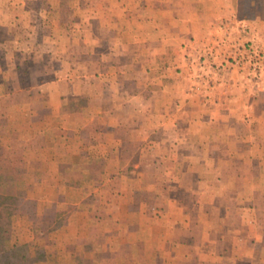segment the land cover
Returning <instances> with one entry per match:
<instances>
[{
    "label": "rangeland",
    "instance_id": "rangeland-1",
    "mask_svg": "<svg viewBox=\"0 0 264 264\" xmlns=\"http://www.w3.org/2000/svg\"><path fill=\"white\" fill-rule=\"evenodd\" d=\"M74 1L78 17L83 15L80 16L79 22L86 24V21H83L86 11L81 13L78 8L81 7L82 10L86 0ZM143 1L145 6L149 5L145 10L146 18L150 19L149 15H152L150 16L152 18L156 16V38H145L144 42L139 43L142 39L140 33L143 23H138L137 33L140 39L130 37L132 35L130 21L133 19L132 15L137 14L138 9L130 7L131 0H127L129 6L125 9L121 7V0H108L106 3L111 4L113 10H109L111 14L106 21L102 18L103 23L96 22V36L90 38L89 35L84 34L74 42L77 45L94 43L97 45L96 51L106 54L105 51L118 50L133 39L132 41L136 40L134 44L139 45L138 48L134 46L130 54L112 55L111 61L118 65L137 62L146 67L154 59L151 45L155 44L156 51L159 48L161 50L166 48L161 61H168L173 49L179 45L185 46L186 37L182 34V28L185 29L184 23L181 22L175 31H171L175 34L173 37L165 36L167 32L163 31H168L170 24L168 21L164 23L162 18L169 16L170 0ZM234 1L237 3L235 9L240 16L252 11L264 12V0ZM54 3L56 0H28L27 6L35 11L34 19L43 15L42 20L51 25L57 14L50 11L51 7L48 6ZM226 3L233 2L227 0ZM117 5L118 7H115ZM120 9L123 11L122 15L119 14ZM65 11H67L65 17L71 19L73 12L70 11V6L68 8L66 6ZM181 11L184 13L183 7ZM118 17L122 22H119V19L115 21ZM74 22L73 18L70 25L72 26ZM79 22L75 23L79 24ZM115 22H118L117 26ZM103 25L107 29L109 25L117 28L112 30L113 34H108L107 30L101 28ZM20 28L25 30L23 26ZM7 31V28L0 31L1 41H4L5 45H9L11 41L5 33ZM50 32L51 30H47L46 33L50 34ZM159 33H163V37ZM101 34L104 35V39L101 38ZM68 35L73 36L74 33L65 34L59 41L68 42ZM105 40L110 46L106 45ZM229 42L227 40V43ZM232 43L233 41L230 42ZM141 44H144L146 49H151V59L145 60L146 56L140 55ZM68 45H71L70 41L65 47ZM228 49L229 54L226 57L228 63L241 67L236 61H246V68L255 78L258 77L261 69L254 72L248 63L256 53L261 58L262 66L264 52L259 46L248 40ZM71 50L70 46L65 50L67 53L63 61L65 67H68L67 63L77 61L75 58H70ZM7 53L0 54V81L4 83L0 85V96H6L10 91L11 88L7 85L10 78L15 76L14 70L11 72L6 68L9 61ZM48 55L50 59H55L50 61L46 71L43 70V75H40V61L30 62L28 65L25 63L26 70L16 75L23 83L40 79L51 81L56 77V68L60 66L57 60L60 56L56 55L54 50ZM39 57L36 56L35 59ZM202 58L203 56L198 54L197 61H201ZM80 60L96 67L106 63L104 55L97 53L93 55L83 53ZM65 72L72 74V70ZM99 72L90 75L100 77L105 82V72L101 73L100 70ZM62 85L64 86L60 88H63L64 92L73 90L71 82L65 84L62 82ZM35 94L32 92L31 96ZM21 97L17 96L14 110L10 105L15 103H10L7 97L0 98V193L9 195V200L12 201L11 207L16 214L12 221V240L17 241L28 257L27 264H264V196L260 198L247 195L250 191L264 189V151L260 150L264 143V132L258 135V132L252 129L255 135L253 141L259 144L257 146L259 148L256 149L254 146V149L246 151L250 158L258 159L253 169L260 180L214 183L205 179L210 167L201 165V161L206 159L208 153L205 148L203 149L202 144L196 143L197 147L179 150H168L163 146L156 148V139H167L168 133L164 135L160 132L152 133L151 130L156 127V122H152L150 115L154 113H145L146 118L141 120L146 125L143 128L145 132L143 149L133 147L132 142L127 140L128 137L132 140L137 136H139L137 138L141 137L136 134H139V126H135L138 132L131 131L130 123L135 122V113H129L133 119L128 117V113L121 111L107 118L108 132L111 133L113 141L110 143L111 148L105 150L98 145L89 144L88 133L84 130L81 131V137L86 140L74 142L70 130L67 131L62 126L68 124L62 123L63 119L60 120L56 116H44L40 119L36 114L33 117L34 123L28 122L25 117L27 113H62L56 110L58 103L56 107L51 94L47 104L44 100L41 102L39 96L31 104L25 101L24 95ZM65 99L66 102H62L60 106L62 110L63 106L66 110L88 106L86 97L75 96L73 93L68 96L66 94ZM105 104L104 101L93 103L100 109ZM102 114L98 113V115ZM258 116L264 120V113H258ZM71 121L84 122L87 119L83 115L74 117ZM103 124L105 121L103 122L102 118L99 122L97 119V126ZM244 126L242 120L238 127L241 132ZM198 127L195 126L194 129ZM199 128L206 131L202 125ZM195 135L193 134L192 137L195 138ZM185 140L183 137L177 138L181 145ZM129 145L131 146L128 147ZM244 152L241 151L240 154H245ZM188 162L192 165L187 166ZM238 168L235 167L233 170L239 171ZM246 170L249 171V166L241 165V177L248 173ZM225 189H231L233 192L241 189L243 191L240 193L245 195L225 198L222 196ZM232 206H236L237 215H240L241 222L244 221V227L232 229L233 222L237 226L236 217L234 219L232 218L234 215L228 213ZM207 207H209L208 213L202 214V210H206ZM250 222L257 223L258 228L255 237L251 238L252 242H257L251 247L248 246L247 241L249 238L247 234H252L247 227ZM172 223H174L173 227ZM166 236L174 242L184 237L188 240V244L183 247L176 244L169 245L170 238H165ZM217 237L219 240L223 239L225 244H216ZM212 238V241L216 242L208 244V239L210 241ZM236 238L239 241L238 245L232 246V241ZM208 249L223 255L224 259L212 262L201 258L207 257L204 254ZM248 251L254 253L255 261H232L233 257L240 253L244 255Z\"/></svg>",
    "mask_w": 264,
    "mask_h": 264
},
{
    "label": "crops",
    "instance_id": "crops-1",
    "mask_svg": "<svg viewBox=\"0 0 264 264\" xmlns=\"http://www.w3.org/2000/svg\"><path fill=\"white\" fill-rule=\"evenodd\" d=\"M107 1L101 0L100 2L103 3H100L98 0H86L85 2L88 4L84 2L82 10L81 7H78L81 13L86 11L83 18L86 24H82L83 22L79 21L83 15L81 14V17H78L75 1L72 0V5H70L71 0H66V2L65 0H56V3L48 6L51 7L50 11L57 14L56 19L50 25L44 19L42 20L43 15H39V18L34 19L33 12L35 11L27 6L28 0H0V31L7 28L8 31L5 33L11 39L10 44L5 45L0 37V54L8 52L9 61L6 68L10 69L11 72L15 71V76L10 78L7 85L11 88L10 91L6 96L2 95L0 98L7 97L10 103H15V105H10V108L14 110L18 95L20 97L24 95L25 101L30 104L36 101L37 96H39V100L41 102L44 100L47 104L51 94V99L56 107L58 103L56 110L62 113H27L25 117L28 122L33 124V117L36 114L40 119H43L44 116H56L60 120L63 119L61 120L62 123L66 122L69 125L62 126L65 130H70L74 142H80L81 139L82 141L86 140L81 137V131L84 130L88 133L87 140L89 144L98 145L99 148L105 150L111 148L110 143L113 141L111 133L108 132L107 118L121 111V113H128V117L133 119L129 113H135L134 118L136 120L130 123V127L131 131L138 132L135 126H139V134H136L141 135V137L137 138L139 137L137 136L135 140L128 137L127 140H130L135 148H144L145 132L143 128L146 125L141 120L146 118L145 113H154L150 115L152 122H156V127L154 126L151 130L152 133L158 134L160 132L163 135L168 133L167 139H156V148L163 146L168 150L190 149L197 147L196 143H199L202 144L203 149L205 148L208 151L206 159H203V162L201 161L202 166L210 167L205 178L206 181L214 183L219 181H259L260 179L253 169L258 163V159H255V157L250 158L246 151L254 149V146H256V149L259 148L257 147L259 144L253 141L255 135L252 133V129L257 131L258 135L264 132V120L258 116V113H264V56L260 73L256 78L252 75V72H249L246 65H243L245 67L231 65L226 57L229 54V47H236L248 40L259 46L264 52V12L250 11L251 13L240 16L238 10L235 9L237 3L234 0L231 4L226 3L227 0H170L168 18L162 14V17L165 18H162L164 23L168 21L170 25L168 31L163 32H167L165 36L173 37L175 34L171 31H175L177 25H180L181 22L184 23L185 29L182 28V34L186 37L185 46L181 47L179 45V48L173 49L168 61L163 62L161 57L166 53V48L164 47L162 50L159 48L156 51V44L151 45L154 59L151 61L152 65L147 64L144 67L143 64L137 62H126L118 65L111 61L113 59L112 55L130 54V51L136 46L134 44L136 40H129L124 47L122 46L118 50L105 51L106 54L96 51L97 45L94 43L90 42L84 45L78 43L77 45L74 42L84 34L89 35L90 38L96 36V22L101 21L102 18H104L103 21H106L111 14L109 10H113L111 4L106 3ZM131 1L130 7L138 10L137 14L132 15L133 19L130 21L132 22V26H130L132 32L130 34L132 35L130 37L140 39L137 33L138 23H143L144 26L140 33L142 39L139 40V43L144 42L145 38H156V16L152 18L150 17L152 15H147L150 18L147 19L145 15V10L149 5L145 6L143 0ZM121 2L122 8H128L129 3H127V0H121ZM123 4L125 6H122ZM66 6L67 8L70 6V11L73 12L71 19L65 17V13H67L65 11ZM115 7H118V5ZM182 7L184 13L181 11ZM120 10L119 14L122 15L123 11ZM73 18L79 24L74 22L71 26L70 23ZM121 18L118 17L115 21L119 19V22H122ZM117 24L118 22H115V26ZM20 26H23L25 30H21ZM70 26L71 28L68 30ZM101 28L107 30L108 34H113L114 31L112 30L117 27L109 25L107 29L103 25ZM47 30H51L50 34L46 33ZM70 32L74 35H68V42L65 40L64 43H61L59 39L67 33L71 34ZM159 35L163 37V33H159ZM100 36L104 39V35L101 34ZM227 40L233 41V43H227ZM69 41L71 45L65 47V44ZM104 42L110 46L106 40ZM141 45L140 55L146 56L145 60L151 59V49H146L144 44ZM69 46L72 49L70 58H75L77 61L67 63L68 67H65L63 62L64 56L67 54L65 50ZM143 48L145 49L143 50ZM51 50H54V53L60 56L57 58L60 66L56 68V77L51 81L40 79L23 83L16 74L26 70L24 64L28 65L30 62L40 61V75H43V70L46 71L50 61L55 59L48 57ZM83 53L104 55L106 63L96 67L87 64L85 61L82 62L80 58ZM198 54L203 56L201 61H197ZM36 56L40 57L35 59ZM62 57L63 59H61ZM31 59L32 61H29ZM108 59L110 60L108 61ZM65 70H72V74L65 72ZM99 70L101 73L105 72V82L100 77L90 75V73L95 75L94 73H98ZM249 74L251 75L248 77ZM62 82L64 84L71 82L73 90L64 92L63 88H60V86H64ZM1 84L4 83L0 81ZM32 92L36 93L35 96H31ZM71 93L75 96L86 97L88 106H78L72 108V110H66V107L63 106V110L60 109L61 103L66 102V94L68 96ZM101 101L106 103L103 108L100 109V107L97 108L96 105H93L94 102ZM93 106L95 109L92 108ZM98 113L103 114L98 115ZM83 115L87 121H71L74 117L78 118ZM101 118L103 122L105 121V124L97 126V119L99 122ZM242 120L245 126L241 132L238 127L241 125ZM201 125L206 128V131L199 128ZM195 126L199 127L195 130ZM193 134H196L197 138H193ZM178 137L186 139L183 145L177 141ZM152 143L154 145L155 141L153 140ZM260 150L264 151V143H262ZM215 151H218V153ZM241 151H245V154H240ZM190 165L192 164L188 162L187 166ZM241 165L249 166V171L246 170L248 173L243 177H241L242 172H240ZM235 167H239V171L233 170ZM225 190L222 193L225 198L245 195L240 193L243 191L241 189L235 192L231 189ZM263 193L264 189L261 188V190L250 191L247 195L261 198L264 196ZM208 211L209 207L206 210L203 209L202 214L205 215ZM228 213L234 215L232 218L235 219L236 217L237 219V226L233 222L232 229L235 230L236 227L238 229L245 225L244 221L241 222L240 215H237L236 206L230 207ZM248 224V229L254 234H247L249 238L246 240L248 246L251 247L257 242H252L251 238L255 237L258 228L257 223L250 222ZM185 226L187 225L185 224ZM165 238L170 237L166 236ZM218 238L217 242L212 241L213 238L210 241L208 239V244H214V242L220 245L225 244L223 239L219 240ZM237 242L239 241L236 238L232 241V246L238 245ZM174 244L183 247L188 244V240L182 237L178 242H174L170 238L169 245L173 246ZM209 251L212 250L208 249L204 254L207 257L201 258L212 262L224 259L223 255L213 253V251L212 254ZM240 260L253 262L256 259L254 253L248 251L244 255L240 253L232 259L233 262H239Z\"/></svg>",
    "mask_w": 264,
    "mask_h": 264
},
{
    "label": "trees",
    "instance_id": "trees-1",
    "mask_svg": "<svg viewBox=\"0 0 264 264\" xmlns=\"http://www.w3.org/2000/svg\"><path fill=\"white\" fill-rule=\"evenodd\" d=\"M9 195L0 193V264H27L28 257L16 240H12V221L16 215Z\"/></svg>",
    "mask_w": 264,
    "mask_h": 264
},
{
    "label": "built area",
    "instance_id": "built-area-1",
    "mask_svg": "<svg viewBox=\"0 0 264 264\" xmlns=\"http://www.w3.org/2000/svg\"><path fill=\"white\" fill-rule=\"evenodd\" d=\"M247 62L246 61H241L238 60L236 61V64L239 66L245 65ZM249 67L251 68L252 71L258 72L261 69V58L258 54H254L251 59H249Z\"/></svg>",
    "mask_w": 264,
    "mask_h": 264
}]
</instances>
